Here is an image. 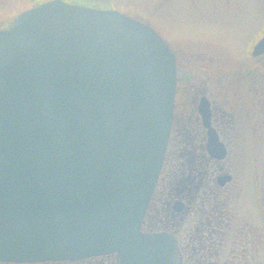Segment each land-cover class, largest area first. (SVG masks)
<instances>
[{
  "label": "water",
  "instance_id": "95a60500",
  "mask_svg": "<svg viewBox=\"0 0 264 264\" xmlns=\"http://www.w3.org/2000/svg\"><path fill=\"white\" fill-rule=\"evenodd\" d=\"M176 80L165 39L116 9L47 0L0 28V261L171 264L174 236L142 225Z\"/></svg>",
  "mask_w": 264,
  "mask_h": 264
},
{
  "label": "flooded vegetation",
  "instance_id": "af4514ba",
  "mask_svg": "<svg viewBox=\"0 0 264 264\" xmlns=\"http://www.w3.org/2000/svg\"><path fill=\"white\" fill-rule=\"evenodd\" d=\"M260 28L261 24L247 33L236 55L215 39L185 40L178 45L181 51L170 46L177 80L160 176L165 164L174 161L170 170L176 179L171 189L174 203L165 202L162 212L154 208L151 213L154 192L143 231L174 236L171 264H264V160L259 155L264 146V52H255L264 36ZM210 131L226 150L223 158L208 149ZM235 133L244 154L237 160L238 179L224 165ZM170 149L174 150L171 159ZM188 216L191 225L185 231ZM45 262L120 264V259L114 252Z\"/></svg>",
  "mask_w": 264,
  "mask_h": 264
},
{
  "label": "rangeland",
  "instance_id": "374dc122",
  "mask_svg": "<svg viewBox=\"0 0 264 264\" xmlns=\"http://www.w3.org/2000/svg\"><path fill=\"white\" fill-rule=\"evenodd\" d=\"M43 1L46 0H0V28L11 27L15 17L19 13ZM64 1L99 9H116L132 17H137L155 28L170 46H176L179 51L181 49L178 45L185 40L205 41L215 39L218 43L224 44L230 54L236 55L245 44L246 35L251 29L254 27L258 28V25L261 24L260 31L261 33L264 31V0ZM256 18H258L257 21L254 20ZM185 50L189 51V48L185 47ZM233 138L234 141L230 142V156L226 159L224 165L234 172L238 179L239 169L237 167V160L239 157H243L244 154L242 153V147L237 146L238 144L236 143L238 134H233ZM254 150L251 148V153ZM259 152V155H262V160H264V146L260 147ZM172 155H174V150L170 149L169 158ZM173 164L174 161H172V164L170 162L165 164L163 175L160 176L150 204L151 213H153L154 208H159L162 212V204L165 202H169V205L174 203V193L173 190L171 191L174 186L172 183L174 180H172L173 174L171 173ZM261 170L264 171L263 168ZM237 181L239 182V180ZM234 185H237V183ZM229 203L232 204V202ZM190 219V216L186 218L185 227L183 228L185 231L190 229ZM24 263L54 264L49 262L44 263V261ZM24 263L0 261V264Z\"/></svg>",
  "mask_w": 264,
  "mask_h": 264
},
{
  "label": "trees",
  "instance_id": "16d2710c",
  "mask_svg": "<svg viewBox=\"0 0 264 264\" xmlns=\"http://www.w3.org/2000/svg\"><path fill=\"white\" fill-rule=\"evenodd\" d=\"M173 179H174V176L172 177V180H173ZM175 181H176V179L173 180V182H172L173 185H174ZM173 187H174V186H173Z\"/></svg>",
  "mask_w": 264,
  "mask_h": 264
}]
</instances>
